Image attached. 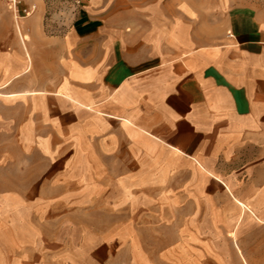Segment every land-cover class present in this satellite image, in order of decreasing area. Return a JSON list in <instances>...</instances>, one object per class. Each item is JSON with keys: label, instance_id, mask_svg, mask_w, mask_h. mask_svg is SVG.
Here are the masks:
<instances>
[{"label": "crops", "instance_id": "obj_1", "mask_svg": "<svg viewBox=\"0 0 264 264\" xmlns=\"http://www.w3.org/2000/svg\"><path fill=\"white\" fill-rule=\"evenodd\" d=\"M30 2L0 1V264H264V17Z\"/></svg>", "mask_w": 264, "mask_h": 264}, {"label": "built area", "instance_id": "obj_2", "mask_svg": "<svg viewBox=\"0 0 264 264\" xmlns=\"http://www.w3.org/2000/svg\"><path fill=\"white\" fill-rule=\"evenodd\" d=\"M6 8L13 14L16 21L28 17L36 10V4L30 0H0ZM47 2L48 0H40Z\"/></svg>", "mask_w": 264, "mask_h": 264}, {"label": "rangeland", "instance_id": "obj_3", "mask_svg": "<svg viewBox=\"0 0 264 264\" xmlns=\"http://www.w3.org/2000/svg\"><path fill=\"white\" fill-rule=\"evenodd\" d=\"M247 2L254 6L256 11L264 17V0H247Z\"/></svg>", "mask_w": 264, "mask_h": 264}]
</instances>
